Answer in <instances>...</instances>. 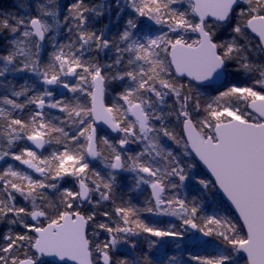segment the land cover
Returning a JSON list of instances; mask_svg holds the SVG:
<instances>
[{
	"label": "snow or ice",
	"instance_id": "obj_1",
	"mask_svg": "<svg viewBox=\"0 0 264 264\" xmlns=\"http://www.w3.org/2000/svg\"><path fill=\"white\" fill-rule=\"evenodd\" d=\"M264 264V0L0 8V264Z\"/></svg>",
	"mask_w": 264,
	"mask_h": 264
},
{
	"label": "trees",
	"instance_id": "obj_2",
	"mask_svg": "<svg viewBox=\"0 0 264 264\" xmlns=\"http://www.w3.org/2000/svg\"><path fill=\"white\" fill-rule=\"evenodd\" d=\"M13 0H0V8H11ZM243 264V261L241 262Z\"/></svg>",
	"mask_w": 264,
	"mask_h": 264
}]
</instances>
